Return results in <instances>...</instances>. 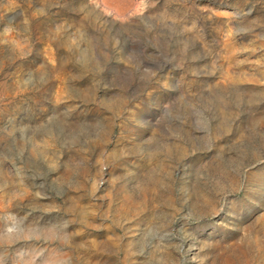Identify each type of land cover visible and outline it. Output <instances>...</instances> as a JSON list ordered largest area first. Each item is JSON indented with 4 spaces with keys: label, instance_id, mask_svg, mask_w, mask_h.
I'll return each mask as SVG.
<instances>
[{
    "label": "rangeland",
    "instance_id": "rangeland-1",
    "mask_svg": "<svg viewBox=\"0 0 264 264\" xmlns=\"http://www.w3.org/2000/svg\"><path fill=\"white\" fill-rule=\"evenodd\" d=\"M0 264H264V0H0Z\"/></svg>",
    "mask_w": 264,
    "mask_h": 264
}]
</instances>
